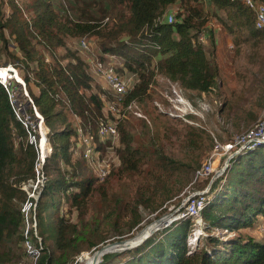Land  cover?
I'll use <instances>...</instances> for the list:
<instances>
[{"label": "trees", "instance_id": "trees-1", "mask_svg": "<svg viewBox=\"0 0 264 264\" xmlns=\"http://www.w3.org/2000/svg\"><path fill=\"white\" fill-rule=\"evenodd\" d=\"M37 1V16L30 29L21 24L13 30L18 42L16 49L23 59L25 88L49 132L50 159L59 158L67 162L68 152L79 145L77 130L80 129L83 134L93 137L95 151L100 158L102 148L116 140L121 171L129 173L136 170V156L141 151L133 148L130 135L117 127L119 122L126 119L127 112L118 119L117 124L108 121L106 107L103 108L104 100L92 91V78L85 67L89 61L81 60L66 48L68 59H73L71 62L62 64L59 56L52 53L57 63L47 64L43 57L32 50L33 42L39 40L41 44L48 40L55 48L64 47L63 41L57 40L59 34L64 38L88 36L100 41L101 56L96 55L98 60L103 61V55L119 57L124 60V68L138 80L129 90L127 88L123 101L126 106L141 101L157 74L166 83H177L184 92L203 95L214 90L220 71L217 62L211 60L213 56L210 57L204 49L206 42L210 43L211 48L215 42L209 31H205L206 28L214 32L207 24L209 18L215 16L212 8L224 11L221 30L236 37L238 43L264 33L255 30L254 14L241 0H65L70 8L67 7L66 11L61 6L59 13L70 11L74 16L56 14L50 7L51 0ZM181 2L185 4V14ZM174 4H179L180 14L175 23L167 24L164 14ZM244 34L246 36H242ZM54 39L57 43L52 41ZM30 62L34 63L35 68L30 66ZM121 67L116 68L120 76ZM31 85L38 89L36 95L32 93ZM17 87L20 88V85ZM62 99L69 106L63 112L70 110L69 114L79 121V127L71 129L62 110H56ZM101 122L113 124L119 138H100L97 132ZM78 151L81 160L86 162L83 150ZM240 154L243 156L234 162L223 185L218 186V178L206 194L208 204L199 216L205 235L190 253L187 238L192 222H172L155 233L157 236L154 234L152 239L127 251L130 258L119 264H264V241L257 242L241 234L223 240L211 233L215 228L235 233L251 227L258 215L264 216V145ZM35 159V148L28 143L27 133L15 119L0 84V252L6 239L21 235L19 205L26 200V195L18 186L27 179H33ZM156 159L161 163L167 161L165 156L156 155ZM44 169L48 172L51 166L47 164ZM84 182L78 177L75 180L73 176H59L45 182L36 209L39 225L43 222L42 215L53 208L57 240H63L65 246L51 250L44 247L42 239L43 252L38 264L67 263L68 246L81 236H78L75 226H70L71 231L68 232L69 220L60 217L54 203L61 197L71 201L73 207L81 205L97 179L94 178V182L89 180L87 184ZM76 188L79 192L72 191ZM171 188L170 192L173 191ZM140 197L144 198V195L140 194ZM121 254L104 255L98 264H115ZM0 264H8L1 255Z\"/></svg>", "mask_w": 264, "mask_h": 264}, {"label": "rangeland", "instance_id": "rangeland-1", "mask_svg": "<svg viewBox=\"0 0 264 264\" xmlns=\"http://www.w3.org/2000/svg\"><path fill=\"white\" fill-rule=\"evenodd\" d=\"M38 5L39 1L37 0H0V66H11L22 80L25 70L22 56L16 49L18 42L15 39L16 31L13 29L21 24L30 29L33 21L36 20ZM61 6L66 11L67 7L70 8L68 3L65 4V0H51L50 7L56 14L74 16L70 11L66 14L59 13ZM181 6L182 12L185 14L184 2H181ZM169 11L177 17L180 14L179 4L171 6ZM210 20L211 18H209ZM216 23L211 22V25H216ZM205 31H209L215 42L213 48L209 42H206L204 49L210 57L213 56L211 60L217 62L220 73L216 87L208 94L199 95L195 92H184L178 85L179 93L192 106V113L177 118L170 114L172 107L168 99L175 97L174 93L170 91L171 83L174 82L166 83L157 74L141 101L134 104L132 111H126V119L119 122V126L117 124L119 120L115 116L111 114L106 116L108 121L117 124L118 128L120 127L124 133L129 134L133 140V148L141 151L136 156L138 161H136L135 171L130 173L121 171L117 155L118 142L111 141L102 148L101 158L98 154L100 166L106 172L108 171L107 179L97 181L98 183L94 182L99 167L94 162L81 160L78 150H83V146L80 144L77 149L72 148L73 151L68 152L67 162L59 158L52 160L50 159L51 147L48 141L49 132L42 129L41 134L46 143L43 151L46 159L42 168L46 177L45 182L59 176L66 178L73 176L75 180L78 177L79 180L85 181V184L89 180L94 182L92 190L83 199L81 205L73 207L71 201L61 197L54 203L60 217H66L69 220L68 232L71 231L70 226H75L78 236H81L74 240L73 245L68 246L69 259L66 264L72 263L79 256L84 257L88 254L90 257L106 244L132 238L147 225L166 214H173V217L174 212L184 204L189 194L207 191L213 178V183L219 178L218 186L223 185L234 162L240 159L241 155L243 156V154L230 156L234 153L233 151L225 154L221 149L217 152L212 151L214 147L223 146L229 140L244 134L264 117V33L238 43V40H235L236 37L227 35L221 29L219 31L214 29L212 32L205 28ZM242 36H246V34ZM58 39L63 41L64 47L55 48L48 40L41 44L37 40L33 42L32 50L43 57L47 64L52 65L57 63L52 53L59 56L58 59L62 64L73 60L72 58L68 59L66 48L83 61L95 59L96 55L101 56L98 44L100 41L94 38L84 36L70 39L59 34ZM81 40L86 41L90 51L79 48ZM52 41H56V39ZM117 58H115L116 66L122 65L123 68L119 69L122 70L121 78L129 90L138 80L124 68V60ZM30 66L35 68L32 62H30ZM85 67L86 72L92 78V91L104 100V104L111 101L112 96L102 77L93 72L89 64L87 66L85 63ZM30 88L36 95L38 89L33 85ZM16 92L18 99L23 101L25 98L23 88H18ZM28 98L31 99L29 94ZM64 108L68 109L69 106L62 99V103L57 106L56 110L63 112ZM65 113L63 112L66 124L71 129L79 127V121L69 114L70 110ZM213 154L221 157L214 156L212 158L210 165L214 170L209 175L210 177L196 181L194 179L195 171ZM156 155L165 156L167 161L158 162ZM228 158L230 159L228 167L222 174L216 176L221 169L225 168ZM47 164L51 166V170L48 172L44 169ZM221 179L223 180L220 181ZM170 187H172V192L169 190ZM167 190L169 191L167 192ZM30 191H34L35 195L39 194V198L43 188L39 185L35 189L30 188ZM30 191L28 192L30 193ZM72 191L79 192V189L76 188ZM140 194H143L144 198L140 197ZM21 205L19 206L21 207ZM54 211L53 208H50L46 214L42 215L41 226L39 225L40 219L37 218L38 235L43 239L44 247L51 250L65 246L63 240L58 241L57 231L55 232ZM189 220L192 222V229L187 238V248L192 250L205 235V230L198 226L196 219ZM201 230L203 232H199ZM211 233L223 240L233 239L241 234L257 242H263L264 216L258 215L251 227L239 229L235 233L216 228ZM156 234L153 235L157 236ZM21 241V235L18 234L6 239L4 246L1 247L5 252L2 250L0 255L6 258L8 264H29ZM91 244H93L92 247ZM126 252H122L115 264L130 258Z\"/></svg>", "mask_w": 264, "mask_h": 264}, {"label": "built area", "instance_id": "built-area-1", "mask_svg": "<svg viewBox=\"0 0 264 264\" xmlns=\"http://www.w3.org/2000/svg\"><path fill=\"white\" fill-rule=\"evenodd\" d=\"M243 5L251 10L254 14L255 30L264 31V0H241ZM176 22V16L170 14L166 17L165 23L173 24ZM79 47L83 50L90 51V47L87 45L86 41L81 40L79 42ZM115 56L103 55L99 61L95 56V59L89 60L90 69L93 70L97 75L101 76L103 81L107 84L108 90L112 96V100L105 103L106 113L115 116L117 119L121 118L126 111H132L134 108L133 104L124 106V95L127 92L126 84L124 83L121 76L116 72ZM5 70L9 73L6 77L0 75V84L4 88L7 100L10 108L14 114L15 119L22 125L23 129L27 133L28 143L34 146L36 151V159L34 161L33 179H27L26 181L19 184V188L26 193V200L22 203L20 207V213L22 217L21 223V242L24 250L25 257L29 264H38V261L43 252L42 239L39 237L37 232V204L38 195L31 189H35L39 185L44 187L43 183L46 177L43 173V165L45 163V156L40 148L42 129H46L44 126V119L42 115L36 110L31 99L28 98V94L25 88L24 82L15 77V70L11 66L5 68H0V71ZM10 73H14L12 76ZM171 83V82H169ZM18 85L23 88L24 99L20 101L18 99L17 92ZM170 91L174 94L168 99L169 104H171L172 110L171 115L174 117H183L188 113H192V106L186 102L182 95L179 93L177 83H171ZM181 95V96H180ZM182 97V98H181ZM28 110V111H27ZM78 132L79 145L83 146V158L86 162L96 163L99 170L96 174L97 181H102L106 178L108 171L106 172L103 167L100 166L98 153L95 151L94 140L91 135L83 134L80 130ZM45 135V134H44ZM97 135L100 138L108 137L111 139H117L118 133L113 124L101 122L98 128ZM259 145H264V117L259 119L254 126L246 131L244 134L233 138L228 141L223 146L214 147L212 152H217L219 149L226 153L234 152L231 155H236L244 152L245 150L255 149ZM45 149V148H44ZM230 155V156H231ZM220 158V155L213 154L208 158V160L194 173V179L200 181L203 178L208 177L212 172L213 168L210 165L213 157ZM30 191V193L28 192ZM207 191L196 192L197 195L193 193L189 194L186 198L184 204L174 212L172 222H180L189 219H196L198 226L202 225L199 216L208 204V198L206 197ZM37 196V197H36ZM171 222V223H172ZM170 223V224H171ZM169 224V225H170ZM168 225V226H169ZM200 227V226H199ZM200 232V231H199ZM196 238V237H195ZM192 250L188 251L190 253ZM70 264H91V256L88 254L79 256Z\"/></svg>", "mask_w": 264, "mask_h": 264}, {"label": "water", "instance_id": "water-1", "mask_svg": "<svg viewBox=\"0 0 264 264\" xmlns=\"http://www.w3.org/2000/svg\"><path fill=\"white\" fill-rule=\"evenodd\" d=\"M233 156V155H231ZM230 158V156H229ZM226 161L225 168L221 169L216 176L220 175L223 173L224 169L228 167V164L230 162V159ZM215 176V177H216ZM214 178L210 182L208 188L210 189L212 183H213ZM193 195H197V193H193ZM173 214H166L162 216L161 218L153 221L149 225H147L143 230L140 231V233H143L140 237L134 236L132 238L126 239V240H120L117 242H113L110 244H106L99 250L95 251L91 255V264H98L101 260V258L104 255L108 254H114V253H122L126 252L132 249H135L142 245L146 240H148L153 234H155L157 231L164 229L167 227L172 221H173Z\"/></svg>", "mask_w": 264, "mask_h": 264}, {"label": "crops", "instance_id": "crops-1", "mask_svg": "<svg viewBox=\"0 0 264 264\" xmlns=\"http://www.w3.org/2000/svg\"><path fill=\"white\" fill-rule=\"evenodd\" d=\"M204 2H205V0H204ZM175 5V4H174ZM173 6V5H172ZM206 10H210L209 8H206ZM211 10H213L214 12H215V16L214 15H212V17H211V20L207 23L208 25H210L212 28H213V30L214 29H216V30H220L221 29V26H220V22H221V20H224L225 19V13H224V11H218V10H216V9H211ZM170 14H172V12L171 11H169V9L166 11V13L164 14V20L166 19V17L168 16V15H170ZM211 22H217L216 23V25H211ZM118 59V58H117ZM263 110H264V108H263Z\"/></svg>", "mask_w": 264, "mask_h": 264}, {"label": "bare ground", "instance_id": "bare-ground-1", "mask_svg": "<svg viewBox=\"0 0 264 264\" xmlns=\"http://www.w3.org/2000/svg\"><path fill=\"white\" fill-rule=\"evenodd\" d=\"M8 74H9V73H7V71H5V70L0 71V75H1L2 77H4V76L6 77ZM17 77H18V76H17ZM40 141H41V143H40V148H41L42 151H44V148H45V145H46L44 137L41 138ZM142 234H143V233H139V234L137 235V237H140Z\"/></svg>", "mask_w": 264, "mask_h": 264}, {"label": "clouds", "instance_id": "clouds-1", "mask_svg": "<svg viewBox=\"0 0 264 264\" xmlns=\"http://www.w3.org/2000/svg\"><path fill=\"white\" fill-rule=\"evenodd\" d=\"M116 57V56H115ZM117 58V57H116ZM5 67H7V66H5ZM5 67H0V68H5ZM14 69V68H13ZM15 70V69H14ZM12 76L14 75V73H10ZM18 76V77H17ZM15 77H17V78H19V79H21L22 80V78L21 77H19V75H18V73H17V71L15 70ZM23 81V80H22ZM200 227H201V225H199ZM200 232H203V230H201ZM197 240V239H196ZM188 251H190V249H188Z\"/></svg>", "mask_w": 264, "mask_h": 264}]
</instances>
